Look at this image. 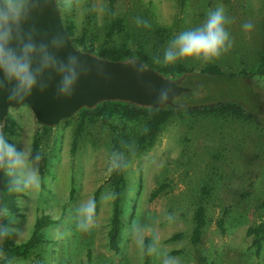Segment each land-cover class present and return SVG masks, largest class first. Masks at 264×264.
<instances>
[{"label":"rangeland","instance_id":"rangeland-1","mask_svg":"<svg viewBox=\"0 0 264 264\" xmlns=\"http://www.w3.org/2000/svg\"><path fill=\"white\" fill-rule=\"evenodd\" d=\"M57 2L64 25L73 26L81 47L126 43L133 50L144 48L159 66L168 64L163 54L174 35L199 25L209 9L223 7L232 47L211 62L176 64L194 73L210 64L225 75L248 71L252 79L242 84V77L201 81L194 98H246L259 110L251 120L186 112L164 124L153 141L139 144L142 123L113 119L107 125L97 119L82 124L76 113L45 129L29 105L11 108L16 133L6 120L0 133L31 153L38 138L43 175L38 187L17 199L19 215L2 210L0 226L9 229V241L21 244L38 218L49 215L55 222L42 230L45 242L28 258L7 260V239L0 236V264H163L171 257L178 264H264V246L258 252L249 234L264 217V0H187L184 5L180 0H117L114 14L124 18L125 27L114 36L107 34L109 0ZM246 21L251 29L243 28ZM187 78L182 84L190 87ZM124 134L130 137L121 153L124 225L115 253L108 243L114 200L108 177L117 159L115 139ZM203 185L211 188V197L204 202L207 223L196 246L193 216ZM96 194V223L81 229L77 208Z\"/></svg>","mask_w":264,"mask_h":264},{"label":"water","instance_id":"water-1","mask_svg":"<svg viewBox=\"0 0 264 264\" xmlns=\"http://www.w3.org/2000/svg\"><path fill=\"white\" fill-rule=\"evenodd\" d=\"M13 34L17 47L25 43L35 46L31 56L33 67L37 69V85L22 99L10 100L12 84L0 83V125L11 108L23 104L30 106L39 124L53 127L81 109L95 108L104 101L164 108L175 105V99L192 90L184 86L181 79L166 77L139 59L110 60L78 48L65 28L57 0H27ZM48 56L53 57L55 63H45ZM70 58L76 78L71 94L65 96L59 91L66 74L60 64H67ZM164 92L166 99L161 96ZM4 176V171L0 170V212Z\"/></svg>","mask_w":264,"mask_h":264},{"label":"trees","instance_id":"trees-1","mask_svg":"<svg viewBox=\"0 0 264 264\" xmlns=\"http://www.w3.org/2000/svg\"><path fill=\"white\" fill-rule=\"evenodd\" d=\"M187 0H180L181 5H184ZM21 9L26 5L27 0H19ZM117 0H109L111 7V21L108 27L109 35H118L124 30L125 20L122 17H118L114 14V8ZM20 9V10H21ZM65 28L69 33L73 43L83 51L93 53L99 57H104L110 60H130L139 59L145 65L152 67L173 80H179L187 74L189 81L192 83L190 88L191 92L182 94L179 98L175 99V105H168L164 108H152L143 107L133 103L124 101H104L99 103L95 108H83L77 114L80 117L81 123L87 121H94L101 119L104 124L110 125L111 120L116 119L128 124H141L144 125L145 131L139 139V144L142 142L153 141L159 132L162 130L164 124H166L172 117L177 115H183L186 112L196 114H210L211 116L223 117L233 116L242 119L251 120L256 117V111L259 107L256 104L247 102L245 98H226L222 100L211 101L206 97V101L202 98H194L197 91L201 88V81L206 83L213 81L215 83L220 81L223 77L238 78L242 77L239 83H245L247 80L252 79V74L244 70L239 74L225 75L224 72L215 64H210L201 70L199 73H194L193 70L188 69L183 64H165L162 66L156 65L147 51L140 47L138 49H131L128 44H116L102 45L98 48L94 46L84 45L81 47L80 39L74 37V30L71 24H65ZM261 64L264 67V55L261 58ZM243 79V80H242ZM210 83V84H211ZM225 90L228 87L224 88ZM203 93H206L205 91ZM207 96L209 93H206ZM208 101V102H207ZM207 102V103H205ZM5 120L10 123V132L15 134L14 121L7 116ZM43 126V125H42ZM45 129L50 127L43 126ZM118 135V132H117ZM78 136V135H77ZM123 137V138H122ZM120 135V138L116 137L117 142V159L114 167L112 168L108 181L111 183L114 190L113 211L110 222V229L108 231V243L109 247L115 253L120 252V239L123 222V208H122V193L126 188V180L124 176L123 158L121 153L124 151V147L130 143V137L127 134ZM122 138V139H121ZM121 140V141H120ZM76 144V142H75ZM40 147V141L35 139L33 144V157L37 154ZM38 170L41 178L43 175V167L40 161H37ZM9 177L4 176V188H3V203L2 210L8 209L12 214L19 215L20 208L17 203V199L25 194V192H15L9 190ZM202 202L198 203L195 208L193 216V230L191 241L194 245H198L203 237V229L207 223V208L204 202L208 201L211 197V188L208 185H203L199 191ZM97 208V194L94 198ZM264 214V201L261 205ZM55 221L49 215H43L38 218L31 237L24 243L15 244L8 240V235H5V250L7 260L24 259L30 256L38 246L45 242L42 230L49 227ZM249 234L254 238V245L257 247V251L260 252L264 246V217L263 219L249 228ZM145 244V254L148 255L149 246L148 241Z\"/></svg>","mask_w":264,"mask_h":264},{"label":"clouds","instance_id":"clouds-1","mask_svg":"<svg viewBox=\"0 0 264 264\" xmlns=\"http://www.w3.org/2000/svg\"><path fill=\"white\" fill-rule=\"evenodd\" d=\"M21 4L19 0H3L0 3V83L8 81L12 84L9 90L10 100H19L23 95L30 94L37 85V69L33 67L31 53L34 45L25 43L17 47L13 43V28L20 18ZM229 18L223 7L209 9L206 18L197 26L182 30L174 35L164 50V61L174 64L178 61L195 60L211 62L219 58L232 47V40L227 29ZM253 27L251 21H246L243 28ZM45 63H55L48 56ZM63 75L59 91L67 96L71 94L75 81V71L72 60L60 64ZM167 98V93L161 94ZM40 159L39 153L34 157L25 148H19L16 143L3 133H0V170L9 177V190L15 192H30L39 186L41 175L34 161ZM80 216L79 227L87 230L96 223V202L89 199L77 208ZM0 215H4L0 212ZM9 229L0 226V236L8 234ZM163 264H178L175 257L165 259Z\"/></svg>","mask_w":264,"mask_h":264}]
</instances>
